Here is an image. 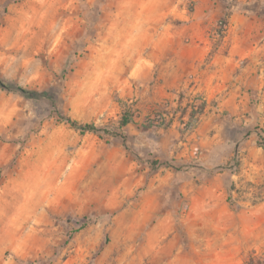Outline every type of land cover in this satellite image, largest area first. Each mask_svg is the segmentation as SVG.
<instances>
[{
    "label": "rangeland",
    "instance_id": "obj_1",
    "mask_svg": "<svg viewBox=\"0 0 264 264\" xmlns=\"http://www.w3.org/2000/svg\"><path fill=\"white\" fill-rule=\"evenodd\" d=\"M0 78V264H264V0H0Z\"/></svg>",
    "mask_w": 264,
    "mask_h": 264
},
{
    "label": "trees",
    "instance_id": "obj_2",
    "mask_svg": "<svg viewBox=\"0 0 264 264\" xmlns=\"http://www.w3.org/2000/svg\"><path fill=\"white\" fill-rule=\"evenodd\" d=\"M0 90L6 91L9 93H16L27 99L47 101L51 105H55L54 97L49 91H34V90L24 89L15 84L5 82L1 78H0ZM183 98H184L183 95L180 94L176 108L172 110L171 109L165 110V112H162L160 115H158V118L149 120L147 123L144 124V126H142L143 127L142 131L147 132L149 130H153L156 128H163L164 130H167L171 127L172 123L175 120L179 122V124L188 126L191 122H193L194 120L199 118L201 115H203L205 106H206V103L204 101H201L199 106H187L186 105L183 107V104H182ZM57 116H58L59 121L66 123L69 127L80 132L81 134L88 132V133H93L96 135H102L103 133H106L105 130L98 129L92 124H79L78 122L63 116L59 112ZM185 118H187V122H183ZM130 123H131V120L128 119L127 117H124L119 123L117 132H114V133L107 132V133H109L110 135H113L114 137L120 138L122 143L125 145L126 136L124 134V129ZM152 165L153 167L158 166L157 163H153ZM249 264H252V263H249Z\"/></svg>",
    "mask_w": 264,
    "mask_h": 264
}]
</instances>
